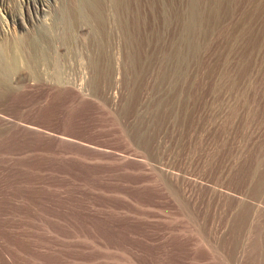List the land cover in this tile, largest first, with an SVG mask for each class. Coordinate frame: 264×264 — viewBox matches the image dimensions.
Instances as JSON below:
<instances>
[{"label": "rangeland", "instance_id": "rangeland-1", "mask_svg": "<svg viewBox=\"0 0 264 264\" xmlns=\"http://www.w3.org/2000/svg\"><path fill=\"white\" fill-rule=\"evenodd\" d=\"M0 264H264V0H0Z\"/></svg>", "mask_w": 264, "mask_h": 264}]
</instances>
